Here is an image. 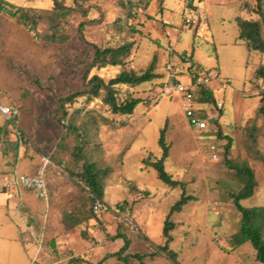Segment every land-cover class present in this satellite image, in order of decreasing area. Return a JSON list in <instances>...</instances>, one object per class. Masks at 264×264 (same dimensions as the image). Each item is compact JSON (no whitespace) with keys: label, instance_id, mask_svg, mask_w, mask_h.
Instances as JSON below:
<instances>
[{"label":"rangeland","instance_id":"374dc122","mask_svg":"<svg viewBox=\"0 0 264 264\" xmlns=\"http://www.w3.org/2000/svg\"><path fill=\"white\" fill-rule=\"evenodd\" d=\"M0 1L35 12L51 11L55 2L66 11L74 8L73 0ZM131 1L133 14L127 19L118 0H84L81 4L92 9L86 17L70 11L71 38L65 44L42 43L15 19L0 12V105L18 108L20 116L15 124L26 138L18 154L9 156L12 146L6 142L3 128L11 130L15 126L0 116V264H173L155 253V248L166 243L162 227L182 191L192 200L169 217L175 228L167 246L176 253V264H258L249 244L231 251L224 242L237 230L239 216L230 194L237 192L240 184L221 160L207 163L205 157L209 146L222 151L225 141L205 138L191 130L175 95L154 107L139 104L128 118L108 114L101 101L102 93L96 100L87 102L86 97H81L66 105L69 116L78 112L79 124L84 122L92 128L82 161L89 159L98 164L109 177L103 206L93 209L92 219L76 228L62 220L79 207L85 193L72 179L82 161L72 162L76 137L66 132L58 100L84 90V72L93 55L85 42L102 48L115 46L129 36L125 35L128 26L138 34L131 38L134 47L126 61L127 70L141 72L155 59V72L161 76L157 85L164 81L168 66L177 77L179 59L186 56L192 71L198 69L195 78L204 73L218 75L221 85L218 90L211 86V92L222 107L200 104L199 92L195 100L206 109L202 116L208 127H214L216 122L222 134L230 138L229 160L254 173V194L241 202L242 206L264 207V167L243 149L245 124L254 117L259 102L255 95L264 97V79L253 78L258 68L264 70V55L248 53L237 41L235 24L236 18L258 21L264 39V0L260 9L257 0H203L191 4L196 11L191 14L186 10V0ZM186 19L195 24L186 26ZM79 22L84 41L75 31ZM118 70H92L87 78L97 76L107 82ZM179 76H184L177 79L185 83L183 69ZM149 88L144 84L123 94L145 100L151 94ZM162 131L169 147L164 171L180 187L170 188L160 182L146 164L160 158L158 140ZM257 146L264 153V123ZM43 158L48 159L47 165L42 164ZM39 171L44 174L48 209L43 199L18 184L19 176L33 177ZM8 192L30 196L36 203L39 223L33 234L37 242H25L19 237L24 226L17 213L18 200L15 197L6 201ZM26 220L27 225H33L36 219ZM49 228L55 238L52 243L45 239ZM116 236L130 242L122 256L137 254L142 260L121 263L108 258L102 262L121 249L123 240H113Z\"/></svg>","mask_w":264,"mask_h":264},{"label":"trees","instance_id":"16d2710c","mask_svg":"<svg viewBox=\"0 0 264 264\" xmlns=\"http://www.w3.org/2000/svg\"><path fill=\"white\" fill-rule=\"evenodd\" d=\"M83 1L84 0H73L74 8L68 11L63 10V7L59 6L55 2L51 11L42 12H35L30 9L9 6L0 1V12L4 13L8 18L15 19L20 26H22L28 33H33L34 36L42 43L65 44L71 38L69 34L70 27L68 21L70 11H75V13L81 17H86L87 13L90 9H92L89 7L85 8L83 4H81ZM200 1L203 0H196L195 2ZM262 1L263 0H257V3L260 5L259 9L263 5V3H261ZM118 5L123 8L125 15L128 17L127 19L132 18L133 13H131V8H133L134 5L131 0H118ZM192 9V5L188 4L186 10L190 14L194 13ZM235 24L238 30L237 41L246 48L248 53H260L264 55V39L261 37L259 22L246 21L236 18ZM41 26H45V28L41 30ZM75 31L79 34L80 38H82V22L78 23ZM126 34H129L127 38H123L122 42H119L117 45L112 47L109 46L102 48L96 44L85 42L86 45L92 49L93 55L84 72V80L87 81L84 86V90L72 94L65 99L58 100L59 115L61 120L66 121V132L72 133V135H75L76 137V146L74 147V153L71 156L72 162L79 163L83 160V158H85V154L87 153L86 148L90 143L92 128H88L84 122L79 124L80 119L78 112L71 113L69 116L66 111V105L71 104L75 99L81 97H86V101L90 102L93 99H98L102 93L103 98L101 101L108 114L128 118L134 115L136 109L139 107V104H142V100L133 98L132 94L125 95L123 93L125 91L136 90L144 84L150 85L148 91H150V93H154L155 87L158 88L162 84V82L157 85L155 83L161 78V76L155 72V59L151 60L145 70L138 73L125 68L126 61L130 57L134 47V42L131 38L138 34V32L132 26H128V30H126L125 35ZM185 59H187L186 56L180 57L179 59L180 63L177 77L179 80L184 77L179 76L182 74L183 69L184 74L187 75L186 79L190 78V80H195L196 71L198 69L196 71H192V67L188 66ZM107 67L119 69L115 76L107 82H104L97 76L87 78L90 71H98ZM253 78L264 79L263 68H258L253 73ZM129 93H131V91ZM213 96L214 95L213 92H211V89L200 87L197 102L206 106L213 105L216 108L217 102ZM255 96H258L259 102L254 112V117L248 120L245 124L243 149L249 157L253 158L264 167V153L260 151L257 146L261 131V123H264V97L259 95ZM202 117L207 120L205 115ZM90 121L91 123L93 122L92 119ZM3 130L5 131V135H7L9 130L5 127ZM199 133H201L205 138H215V140L219 139L225 141L222 151L218 150L215 145L209 146L207 151H209L210 147H215L217 151H220L223 154L221 160L222 165L240 184V189L237 192L230 194L233 207L239 216L237 230L234 234L228 236L224 242L231 251L236 250L244 244H249L254 253L255 262L258 264H264V207L247 208L241 204V202L251 199L254 194V190L256 188L254 173L249 167L245 165H234L229 160L231 140L229 137L222 134L221 129L216 122L214 127H208L207 131ZM25 141L26 138L22 141L20 146H22ZM20 146L16 144L13 145L12 148L17 150ZM158 146L161 151L160 158L146 164L155 171L156 177L160 182L170 188L180 187L179 184L172 181L171 177L164 171V162L168 158L169 147L164 142L163 131L160 133ZM148 159L150 158H147V160ZM147 160H145V162ZM108 177V172L103 171L98 164L90 161L89 159L82 161L79 170L72 174V179L80 185L82 192L85 193V197L80 200L78 208H74L73 211L63 216L62 220L66 225L71 228H76L93 218L94 206L96 204L100 207L103 206L105 181ZM143 195L147 196L148 193L144 191ZM191 200L192 198L190 196H186L184 191L180 193L178 202L170 209V214L164 221L162 227V236L166 239V243L162 247L158 246L155 248V253L158 252L162 254L166 261L173 264H176L177 255L169 250L167 244L171 240L170 233L174 230L175 225L169 217L173 213L179 212L182 207ZM29 224L30 223H28V225ZM25 235L29 234L21 233L20 238H24ZM30 239L31 238H29V240ZM112 239H122L123 245L121 249L112 256L103 258L102 262L108 258H115L116 261L121 263H127L129 260H136L138 262L142 260V257L137 254L122 256L130 246L129 240H127L124 236H116Z\"/></svg>","mask_w":264,"mask_h":264},{"label":"built area","instance_id":"2783aa9c","mask_svg":"<svg viewBox=\"0 0 264 264\" xmlns=\"http://www.w3.org/2000/svg\"><path fill=\"white\" fill-rule=\"evenodd\" d=\"M196 0H186L187 4H193ZM186 25H194L195 22L192 20H186ZM185 62L188 63V60L185 59ZM189 66V64H188ZM191 67V65L189 66ZM166 77L159 87L157 92L149 94L147 99L142 100V104L148 107L156 106L163 99H171L174 95L178 97L181 102V107L186 119L188 121V126L191 130L196 132H203L208 130V121L203 119L202 114L206 115V109L203 105H200L196 102L195 95L199 92L200 87H206L211 89V86H214L216 90L219 89L221 85V81L216 74H203L202 76L196 78L195 80L187 79L186 83L179 82L176 77V74L172 70V66L167 67ZM217 108H221L222 104L217 103ZM0 116L6 122L12 123L15 127L9 130L8 134L5 136L6 142L13 145H21L22 141L25 139V134L16 126L15 122L18 120L20 114L19 110L15 105H0ZM19 151L16 149L11 150L10 154L15 155ZM221 152L217 151L215 147H210L208 151V155L205 157L207 163H218L222 160ZM42 164L47 165L48 159L43 158ZM18 184L21 189L34 192L36 198L43 199L45 203V208H49V204L47 201V190L46 184L44 181V174L42 171L37 172L33 177L27 176H19ZM100 206L96 204L94 206V210L99 208ZM46 221V217L43 218V225ZM25 242L29 241V238L26 237ZM35 264V262H32Z\"/></svg>","mask_w":264,"mask_h":264},{"label":"crops","instance_id":"0c3cea01","mask_svg":"<svg viewBox=\"0 0 264 264\" xmlns=\"http://www.w3.org/2000/svg\"><path fill=\"white\" fill-rule=\"evenodd\" d=\"M187 5V4H186ZM194 12H196L194 9H192ZM187 82V79H186V81H185V83ZM256 110V109H255ZM18 154V153H17ZM9 156H12V155H9ZM10 169L12 170L13 169V167H11L10 166ZM14 170V169H13ZM15 197H17V200H18V208H17V213H18V215L22 218V224H23V226H24V229H23V231L22 230H20L19 231V233H18V235H19V237H20V234L21 233H28L29 235H25V237H24V240H25V238L26 237H28V238H31L32 239V241H36L37 242V240H35L34 238H35V236H34V230L36 231L37 229H35L34 227H36L37 225H38V223H39V220H38V218H37V211H36V208H37V205H36V203L32 200V198L30 197V196H27V195H22V194H19V192L18 193H7L6 194V201H8V198L10 199V200H13ZM9 200V201H10ZM20 210H22L23 212V214L24 215H22L20 212ZM20 213V214H19ZM28 218H30V219H36L34 222H33V225H27V220L26 219H28ZM38 222V223H37ZM40 225V224H39ZM50 229L51 228H49V230L48 231H46V234H48L49 235V237H46L45 239L46 240H48L49 241V243H52V242H55L54 241V239L55 238H53L54 236L52 235V232L50 231ZM22 238V237H21ZM40 249H41V246H40Z\"/></svg>","mask_w":264,"mask_h":264}]
</instances>
